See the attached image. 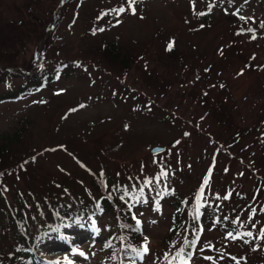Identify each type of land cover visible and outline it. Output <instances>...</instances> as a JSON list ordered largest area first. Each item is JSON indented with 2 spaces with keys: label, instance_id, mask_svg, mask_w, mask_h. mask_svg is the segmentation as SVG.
Returning a JSON list of instances; mask_svg holds the SVG:
<instances>
[{
  "label": "rangeland",
  "instance_id": "374dc122",
  "mask_svg": "<svg viewBox=\"0 0 264 264\" xmlns=\"http://www.w3.org/2000/svg\"><path fill=\"white\" fill-rule=\"evenodd\" d=\"M0 81V264H264V0H0Z\"/></svg>",
  "mask_w": 264,
  "mask_h": 264
},
{
  "label": "trees",
  "instance_id": "16d2710c",
  "mask_svg": "<svg viewBox=\"0 0 264 264\" xmlns=\"http://www.w3.org/2000/svg\"><path fill=\"white\" fill-rule=\"evenodd\" d=\"M140 1H148V0H140ZM43 76V73L41 72L39 75L35 76L34 78L35 79H38L39 77ZM34 79V80H35ZM1 82V81H0ZM48 87V84L45 85V86H40V87H34L33 84L30 85V86H24L20 89H18L17 91L11 93V94H8L7 96H4L2 98H0V103L3 102V101H9L11 100V98H17V99H23L24 97L26 96H31V95H37L39 94L43 89L47 88ZM8 99V100H7ZM16 99V100H17ZM262 123V122H261ZM5 148H1L0 149V156L2 158V153L4 152ZM102 208H98L96 209L97 211L94 213L95 215H100L101 213H106L108 211V209L110 208V203H108V200L106 199L105 201H102ZM129 204V203H128ZM102 210V211H101ZM132 212V210H130ZM84 212L88 213V211H86V208L84 210ZM90 212H92V210H90ZM126 213H128L130 215V212L127 210ZM133 213V212H132ZM94 215V217H95ZM182 214H180L181 216ZM197 222H200L198 219H197ZM175 229H178L176 227H174ZM183 227H179L178 230H175V231H180L182 230ZM231 228H229L228 231H230ZM135 242L134 244H137L138 243V240L141 238V235L139 234V232H135ZM25 238V237H24ZM243 240H245L243 237H242ZM246 241V240H245ZM127 247V246H125ZM25 251V250H24ZM110 253L114 252V249H109L108 250ZM126 251V250H125ZM23 254L25 256H28V258L30 257V264H34V260L31 258V254L30 252L26 251V252H23ZM122 256H125V258L127 259V262L126 264H137V260L140 259V257L138 256H135V257H128V254H126V252L123 251V253L121 254ZM119 258H123V257H119ZM120 264V263H119Z\"/></svg>",
  "mask_w": 264,
  "mask_h": 264
},
{
  "label": "water",
  "instance_id": "95a60500",
  "mask_svg": "<svg viewBox=\"0 0 264 264\" xmlns=\"http://www.w3.org/2000/svg\"><path fill=\"white\" fill-rule=\"evenodd\" d=\"M166 150H167V147L165 146H155L151 149L150 152L154 155H158V154L165 152Z\"/></svg>",
  "mask_w": 264,
  "mask_h": 264
},
{
  "label": "snow or ice",
  "instance_id": "6c2138e0",
  "mask_svg": "<svg viewBox=\"0 0 264 264\" xmlns=\"http://www.w3.org/2000/svg\"><path fill=\"white\" fill-rule=\"evenodd\" d=\"M121 11H123V9H122ZM134 11H135V10L133 9V12H134ZM169 48H171V44L169 45ZM205 183H207V180H205ZM249 235H251V233H249ZM261 236L264 237V232L261 233ZM146 252H147V246L145 245V246H144V249H143V252L140 253V254L143 255V253H146Z\"/></svg>",
  "mask_w": 264,
  "mask_h": 264
}]
</instances>
